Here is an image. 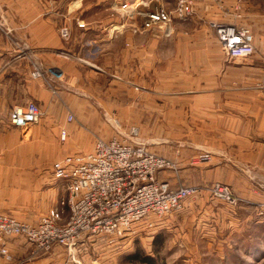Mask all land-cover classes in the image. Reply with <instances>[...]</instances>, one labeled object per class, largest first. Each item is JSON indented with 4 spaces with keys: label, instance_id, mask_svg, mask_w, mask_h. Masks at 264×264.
Returning <instances> with one entry per match:
<instances>
[{
    "label": "rangeland",
    "instance_id": "rangeland-1",
    "mask_svg": "<svg viewBox=\"0 0 264 264\" xmlns=\"http://www.w3.org/2000/svg\"><path fill=\"white\" fill-rule=\"evenodd\" d=\"M231 1L236 6L224 13L232 18H225L223 13V19L248 27L254 51L230 62L228 58H217L226 54L210 23V0H194L191 17L175 21L168 36L159 29L134 35L129 24L140 23L137 11L160 5L172 8L171 0H6L17 6L37 2L45 17H49L53 8L71 5L68 22L62 15L53 21L61 43L54 56L65 61L72 59L75 64L74 57L94 63V67L83 64L81 86L77 85L79 82L71 86L57 69L53 77L30 74L34 63L45 68L43 59L7 27L2 14L7 3L0 0V20L6 28L0 29V36L18 43L19 56L31 66L29 78L45 82L54 103L64 102L59 91L70 94L72 102L70 108L61 112V120L55 116L45 120L48 108L38 103L42 117L28 128L17 129L20 135L17 144L0 138V210L27 222H36L63 204L66 212L64 182L51 174L52 163L68 155L59 151L74 140L92 145L90 150L80 153L91 152L96 139H123L132 128L148 151L172 162L171 167L157 173L158 180L173 188H193L181 208L161 215L150 214L125 242L109 243L105 237L84 236L73 246L55 245L41 251L21 237H11L6 242L8 256L0 255V264H144L129 258L137 252L151 257L153 264H264V176L255 177L253 168L244 166L240 159L242 154L254 156L255 152V144L242 139L253 138L254 133L249 134L247 128L238 125L237 104L246 101L247 96H239L237 91L229 96L217 93L223 77L231 76L233 88L239 86L235 82L240 71L255 68L264 71L261 52L255 47L254 24L255 14H264V0ZM124 2L133 8L137 5L134 20L123 13L120 5ZM112 25L120 27L118 33L136 37L140 53L137 52L134 61L128 55L129 39L124 37L115 45L106 41ZM63 27L68 29L67 37L61 35ZM86 27L81 39L84 41L103 33L102 29L107 33L106 40L95 42L98 47L96 52L92 51L95 55L78 53L83 42L74 36ZM260 87L263 92L261 84ZM213 89L216 93L211 94ZM225 99L232 106L235 104L229 108L232 119L228 122L218 112L225 108L222 106ZM213 107L216 117L210 119ZM52 126H58V135ZM62 128L67 133L64 140L59 135ZM8 131L0 121V132ZM243 177L258 194L259 200H252L255 204H247L245 197L254 193L239 189ZM215 182L227 185L238 203L215 197L211 190Z\"/></svg>",
    "mask_w": 264,
    "mask_h": 264
},
{
    "label": "built area",
    "instance_id": "built-area-1",
    "mask_svg": "<svg viewBox=\"0 0 264 264\" xmlns=\"http://www.w3.org/2000/svg\"><path fill=\"white\" fill-rule=\"evenodd\" d=\"M222 6L224 0H211ZM143 3V2H141ZM172 8L160 5L148 11H137V5L124 2L120 5L126 18L140 23L129 24L132 34H142L159 29L168 36L175 21L187 20L193 14L194 0H171ZM83 26V24H80ZM215 35L222 50L230 59L248 57L254 51L252 35L245 26L225 20L213 22ZM0 29H6L0 20ZM120 30L117 25L109 28L113 34ZM63 37L68 29H61ZM30 74L50 77L56 74L51 68H39L34 63ZM10 122L25 129L42 117V111L33 100L17 106ZM137 131L132 128L123 139H96L91 152L72 153L55 160L51 165L54 179L64 182L67 193L66 209L54 207L36 222L19 220L0 210V255L7 257L6 242L11 237H21L35 250L48 251L55 245L73 246L84 236L108 238V242H125L136 232L140 222H146L150 214L161 215L181 208L183 201L193 192L192 187L173 188L156 178L157 173L172 162L150 151L140 142ZM60 138L67 133L60 130ZM203 156V155H202ZM213 195L231 204L238 203L232 190L225 184L215 182ZM67 213V217H65Z\"/></svg>",
    "mask_w": 264,
    "mask_h": 264
},
{
    "label": "crops",
    "instance_id": "crops-1",
    "mask_svg": "<svg viewBox=\"0 0 264 264\" xmlns=\"http://www.w3.org/2000/svg\"><path fill=\"white\" fill-rule=\"evenodd\" d=\"M6 2V0H4ZM7 3V2H6ZM32 6H17L6 4L5 8L2 10L4 18L7 22V27L13 29L20 38L24 40L26 44L31 46L34 50L37 51L38 56L43 59V64L46 68L57 69L62 71L64 74V81L68 85L73 86L74 83H78L80 85V74L83 70L81 66L83 64L87 66L94 67V63L87 61L86 59L74 57L73 60H76L73 63L72 59L62 60L61 58H56L54 56L55 48H59L61 43L59 42V38L56 36L55 25L53 21H57L56 16L62 15L63 20L67 21L71 14V8L68 3V6H62L61 8H53L49 10V17H45L43 10L38 6L37 2H33ZM236 6V2H232L231 0H225L222 6L216 5L213 1L210 0V23L221 21L223 19V13L225 10H232V6ZM230 10V11H231ZM225 14V18L231 17L232 15ZM254 24H255V47L260 50L261 55L260 58L261 63H264V14L257 13L254 16ZM230 19V18H229ZM230 21V20H229ZM68 22V21H67ZM105 24L103 25V27ZM107 26V25H106ZM212 27V26H211ZM86 27L81 32H76L74 37H80L81 40L86 34L84 31L87 30ZM105 29V27H104ZM103 33L98 32L92 39H87L86 41L81 40L83 45L78 50L79 54L84 53L86 56L89 52L92 53L98 50L96 45V41H100L99 39L106 38V31ZM211 30V28H210ZM117 32V35L113 36L109 33L106 41H110L112 44H117L119 40H123L124 37L130 40L128 41V47L131 48V53H129V57L132 61L137 57V52L140 53L139 46L136 45V37L130 36L129 34H120ZM140 36V35H139ZM73 37V38H74ZM97 38V39H96ZM112 38V39H111ZM123 38V39H122ZM107 43V42H103ZM18 43H13L8 37L2 38L0 36V121L2 126L7 130L6 132H0V138L8 139L9 142H14L17 144L18 138L20 139V135L18 134V127L14 126L10 122V116L13 109L17 106H21L28 101L34 100L37 104L43 108H48V114L46 116L47 119L50 120L51 117H56V119H62V113L64 108H69L72 106L71 96L67 94L65 91H59L64 102H60L57 100V103H54V98L51 96L50 89L47 87V84L42 80H35L29 78V71L31 66L27 64V60L21 58L19 56V50L16 46ZM93 44V46H91ZM81 52V53H80ZM131 55V56H130ZM218 59H227L228 57H217ZM210 59H216L214 56H210ZM228 61H232V59L228 58ZM93 71V69L91 70ZM90 71V75L91 74ZM83 72V71H82ZM227 73V72H226ZM224 73V74H226ZM228 74H231V71H228ZM240 76L237 78L238 87L230 86L231 76L223 77L222 86L218 89L217 93L220 94L222 92L223 95H230L232 92L237 91L239 96H243L247 99L244 102H240L237 104L238 108V125L240 127L247 128L249 134L254 133L253 138L251 137H242V139L247 140L249 142H253L255 144V152L254 156L242 154L241 160H243L244 166H249L253 168V172L255 177L264 176V71L255 68V70L251 71H240ZM226 81V85H225ZM260 84L263 86L262 91L259 90ZM81 86V85H80ZM211 94H214L213 90H210ZM222 103L223 110L218 111L221 119L227 122L232 119V115L230 113L229 108L234 107L230 104V100ZM35 102V103H36ZM48 106V107H47ZM58 112V113H57ZM219 115H217L218 117ZM54 117V118H55ZM214 116V107L210 110V119ZM212 121V120H210ZM225 124V123H224ZM15 127V128H12ZM57 127V128H56ZM52 126L51 129L54 130V134L58 135V126ZM259 145L261 149L259 148ZM92 146V145H91ZM91 146L88 143H80L69 142L64 148H62L59 153L63 154H72L77 151H87L91 149ZM72 152V153H71ZM241 164V163H240ZM242 185L239 187L240 190L244 192H251L254 196L248 197L245 195L248 201L247 204H255L252 202L253 199H258V194L255 190L252 189L251 183L245 177L241 178ZM252 189V190H251ZM261 197V196H260ZM264 197V196H262Z\"/></svg>",
    "mask_w": 264,
    "mask_h": 264
},
{
    "label": "trees",
    "instance_id": "trees-1",
    "mask_svg": "<svg viewBox=\"0 0 264 264\" xmlns=\"http://www.w3.org/2000/svg\"><path fill=\"white\" fill-rule=\"evenodd\" d=\"M131 260H140L144 264H153V259L151 257H146L137 252L135 255L129 257Z\"/></svg>",
    "mask_w": 264,
    "mask_h": 264
}]
</instances>
